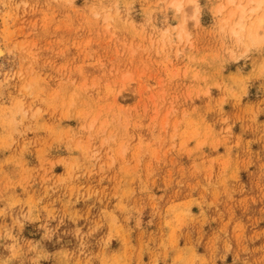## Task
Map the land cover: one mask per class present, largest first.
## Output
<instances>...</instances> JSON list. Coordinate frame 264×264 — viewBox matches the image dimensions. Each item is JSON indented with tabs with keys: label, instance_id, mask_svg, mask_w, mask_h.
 <instances>
[{
	"label": "rangeland",
	"instance_id": "374dc122",
	"mask_svg": "<svg viewBox=\"0 0 264 264\" xmlns=\"http://www.w3.org/2000/svg\"><path fill=\"white\" fill-rule=\"evenodd\" d=\"M248 1L0 0V264H264Z\"/></svg>",
	"mask_w": 264,
	"mask_h": 264
},
{
	"label": "bare ground",
	"instance_id": "6f19581e",
	"mask_svg": "<svg viewBox=\"0 0 264 264\" xmlns=\"http://www.w3.org/2000/svg\"><path fill=\"white\" fill-rule=\"evenodd\" d=\"M232 1V0H231ZM263 1L264 0H249L248 1V3H254L255 4V7L254 8H256V9H254V10H251V8H249L250 10H249V13L250 12H256V10L258 9V8H260V6L263 4ZM231 3V2H230ZM174 7L178 10V11H180L181 10V8H182V3H181V1H176L174 4ZM257 5V6H256ZM238 7H237V9H236V13H239V21L237 22V24H236V26L237 27H239V28H242L243 26H244V22H243V20H244V18H243V15L245 14V13H247V11H246V8H247V5L245 6H241V4H238L237 5ZM262 6H264V5H262ZM261 6V7H262ZM195 8H197V5H195ZM238 10V11H237ZM236 13H232L231 14V17H234L235 16V14ZM237 20H238V18H237ZM263 20L264 19H262V17H261V19L258 21L257 20V27L258 28H260V27H262V24H263ZM258 28H257V30H256V32H257V34H258ZM256 32H254V34L256 33ZM232 33H234V29L232 30ZM238 34V33H237ZM251 37V36H250ZM0 55H1V53H0Z\"/></svg>",
	"mask_w": 264,
	"mask_h": 264
}]
</instances>
